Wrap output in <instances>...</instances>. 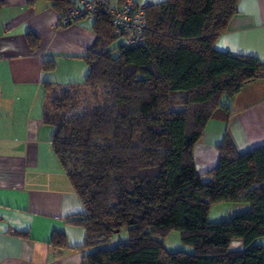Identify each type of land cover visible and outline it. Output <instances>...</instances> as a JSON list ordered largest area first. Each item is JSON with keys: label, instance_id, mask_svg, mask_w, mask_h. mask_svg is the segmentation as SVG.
Listing matches in <instances>:
<instances>
[{"label": "trees", "instance_id": "16d2710c", "mask_svg": "<svg viewBox=\"0 0 264 264\" xmlns=\"http://www.w3.org/2000/svg\"><path fill=\"white\" fill-rule=\"evenodd\" d=\"M48 1L59 14L76 2ZM238 3L149 4L145 42L113 48L123 35L97 12L93 28L106 46L83 56L85 79L45 82L53 149L84 206L67 218L85 229L84 264H264V244L255 242L264 236V144L239 152L225 136L217 165L204 175L194 157L208 122L228 119L242 86L264 78L258 57L215 48ZM27 39L38 44L32 33ZM221 201L250 207L210 220L211 205ZM122 229L127 241L113 245ZM172 229L193 253L165 248ZM234 240L241 246L233 248ZM53 242L67 246L63 233Z\"/></svg>", "mask_w": 264, "mask_h": 264}, {"label": "crops", "instance_id": "0c3cea01", "mask_svg": "<svg viewBox=\"0 0 264 264\" xmlns=\"http://www.w3.org/2000/svg\"><path fill=\"white\" fill-rule=\"evenodd\" d=\"M59 15L48 0H0V264H84L85 229L67 222L84 206L53 149L45 82H82L89 71L83 56L103 50L106 40L93 17L64 25ZM215 48L264 62V0H239ZM231 104V116L210 120L194 148L199 174L217 165L227 135L239 152L264 144V78L245 83ZM54 233L67 246L53 242Z\"/></svg>", "mask_w": 264, "mask_h": 264}, {"label": "built area", "instance_id": "2783aa9c", "mask_svg": "<svg viewBox=\"0 0 264 264\" xmlns=\"http://www.w3.org/2000/svg\"><path fill=\"white\" fill-rule=\"evenodd\" d=\"M146 7L147 4L134 0H76L59 15L58 22L68 24L101 12L111 20L115 33L122 34L125 42L134 46L145 42Z\"/></svg>", "mask_w": 264, "mask_h": 264}, {"label": "rangeland", "instance_id": "374dc122", "mask_svg": "<svg viewBox=\"0 0 264 264\" xmlns=\"http://www.w3.org/2000/svg\"><path fill=\"white\" fill-rule=\"evenodd\" d=\"M124 39L117 40V44L123 42ZM118 53V49L114 50V54ZM249 203L244 201H221L215 202L209 209L208 218L212 221H218L222 218H228L238 212H243L249 209ZM128 232L126 229H122L113 238V245L120 241H127ZM164 246L168 251L184 250L189 253L194 252L192 245L185 244L181 238V232L178 229H172L165 237H163ZM256 243L264 244V236L255 240ZM233 248L241 246L240 240H234L231 244Z\"/></svg>", "mask_w": 264, "mask_h": 264}]
</instances>
